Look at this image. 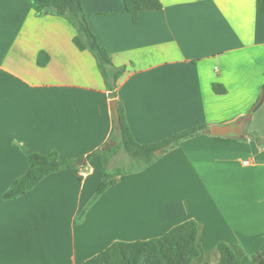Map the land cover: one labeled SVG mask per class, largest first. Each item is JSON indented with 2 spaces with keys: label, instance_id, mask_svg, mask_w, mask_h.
Masks as SVG:
<instances>
[{
  "label": "crops",
  "instance_id": "crops-1",
  "mask_svg": "<svg viewBox=\"0 0 264 264\" xmlns=\"http://www.w3.org/2000/svg\"><path fill=\"white\" fill-rule=\"evenodd\" d=\"M160 2L134 23L124 0H82L99 45L126 69L117 96L135 140L207 129L98 198L102 166L93 157L5 200L30 154L84 159L108 143L115 120L73 26L37 15L28 0H0V264H84L115 242L158 238L187 221L200 224L206 252L220 243L248 255L262 247L264 103L253 109L264 85V13L255 0ZM236 124L240 137L211 133Z\"/></svg>",
  "mask_w": 264,
  "mask_h": 264
},
{
  "label": "trees",
  "instance_id": "trees-1",
  "mask_svg": "<svg viewBox=\"0 0 264 264\" xmlns=\"http://www.w3.org/2000/svg\"><path fill=\"white\" fill-rule=\"evenodd\" d=\"M39 16H58L65 18L76 30L74 44L81 51L90 52L97 61L98 68L109 91L110 98L117 100L120 121L115 125L110 139L98 151L79 160H63L57 152L50 154L32 153L28 156V168L24 175L14 181L4 194L5 200H16L34 189L44 178L63 170L86 167L93 157H98L102 166V181L95 198L104 194L119 183L124 175L134 174L150 167L159 156L158 150H167L181 141L193 138L207 127H195L180 132L156 144H139L131 132L124 105L118 100V81L125 73V67H116L110 53L101 47L96 36L88 26L87 15L82 0H28ZM126 11L138 22L142 12L161 11L160 0H124ZM256 8L264 13V0H255ZM49 62L46 53L38 56V65L45 67ZM264 103L263 93L253 111ZM121 153L129 158V168H116L110 172L112 162ZM155 258L160 264H264V243L260 250L248 255L240 245L220 243L212 251L202 248L201 226L196 221L182 223L165 235L136 242H115L106 250L86 261L84 264H141L146 259Z\"/></svg>",
  "mask_w": 264,
  "mask_h": 264
},
{
  "label": "water",
  "instance_id": "water-1",
  "mask_svg": "<svg viewBox=\"0 0 264 264\" xmlns=\"http://www.w3.org/2000/svg\"><path fill=\"white\" fill-rule=\"evenodd\" d=\"M110 106L113 112L115 125L117 126L120 121L117 100H112L110 103ZM211 133L214 136H221V137H232V136L240 137L242 136L243 131L240 125L236 124V125H228L224 127L214 126L211 128ZM161 153H162V150H159L156 152V155H159Z\"/></svg>",
  "mask_w": 264,
  "mask_h": 264
},
{
  "label": "rangeland",
  "instance_id": "rangeland-1",
  "mask_svg": "<svg viewBox=\"0 0 264 264\" xmlns=\"http://www.w3.org/2000/svg\"><path fill=\"white\" fill-rule=\"evenodd\" d=\"M129 166V158L124 153H121L120 156L112 162L109 171L113 172L116 168L128 169Z\"/></svg>",
  "mask_w": 264,
  "mask_h": 264
}]
</instances>
